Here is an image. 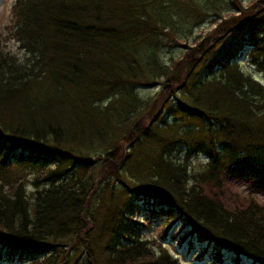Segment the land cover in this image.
<instances>
[{
    "label": "trees",
    "instance_id": "16d2710c",
    "mask_svg": "<svg viewBox=\"0 0 264 264\" xmlns=\"http://www.w3.org/2000/svg\"><path fill=\"white\" fill-rule=\"evenodd\" d=\"M189 1H14L7 30L23 57L0 45L1 262L179 264L144 239L153 226L138 215L142 203L146 218L180 222L214 259L225 248L264 264V207L227 187H264V86L238 63L248 48L264 75V0L248 11ZM228 2L239 12L230 19ZM207 16L219 35L189 45L185 21ZM165 47L190 61L164 59ZM157 80L183 95L170 89L168 107L144 126L154 99L137 88ZM177 114L214 129L195 178L172 158L175 139L191 141L167 121ZM96 150L115 151L114 176L102 179ZM124 169L136 183H115Z\"/></svg>",
    "mask_w": 264,
    "mask_h": 264
},
{
    "label": "rangeland",
    "instance_id": "374dc122",
    "mask_svg": "<svg viewBox=\"0 0 264 264\" xmlns=\"http://www.w3.org/2000/svg\"><path fill=\"white\" fill-rule=\"evenodd\" d=\"M14 1L15 0H0V45L2 44L6 48V50H9L16 57L18 56L23 57L22 52H20V50L17 47V44L13 42L11 39V36H9V34H11V31L9 33V30H7V28L10 25H12L11 10H12ZM198 1L200 0H192V2L196 3V5L198 4ZM189 2L190 1L188 0V3ZM262 2L263 1L261 0H235L237 7H240L243 11L244 10L248 11L251 8L252 3L257 4V7H261L263 5ZM228 3H229V8H231V10L227 8V9H224L222 12V15H224L223 17H226V19H230L232 14L237 15L239 13L238 10H235L233 8L230 2ZM259 14L260 15L258 17L262 18L264 16V11L260 12ZM213 19L214 17L208 18L207 16L205 20H203L202 22H198V23H196V19H193V18H191V20L187 19L185 21L186 26H184V29H186L189 32L187 35L189 38L187 43L191 45V44H194V42L198 43L200 40L206 37L213 38L217 34L219 35L218 23H213ZM230 28L227 31V33L230 32V35H233V37L235 36V38L242 37L241 32L240 33L237 32L238 30L237 28H236L237 30L236 29L233 30ZM175 47L172 50H168V48L165 47L163 49L165 51L162 52L163 58L168 60L171 56H174L175 59L177 57H180L178 60H180L182 63L184 60L186 62L189 57H182L184 55L182 54L181 49H176ZM248 52L249 50L247 48V51L245 50L243 51V53H241V56L238 57L239 59L238 63L243 69L250 71L252 73L251 74L252 77L255 80L259 81L264 86V75L259 73L257 69L251 65V59L250 57L249 58L247 57ZM189 61L190 60H188L187 62ZM183 65L185 64L183 63ZM160 82L161 80H157L155 84L153 85H148V84L144 86L140 85L137 88V91H138L137 94L143 97V99H146L147 97H152L154 99L153 105L150 108L148 107V110L146 111L144 115L145 117H143L142 119V123H144V126L149 125L150 122L152 123V121H154L155 119L154 116L159 115L161 113L162 108L168 107L169 100L166 99V101L164 102L163 99H164V96H168L170 89H174L175 93L178 94L179 97L183 95L182 91L180 90V85L172 84V85H169L168 87H164L162 86V84H160ZM161 95L162 96L164 95V96L161 98ZM108 102L104 101L105 104H107ZM164 111L168 112L167 109H164ZM166 112L164 113V115L166 114ZM158 118L160 117L158 116ZM172 118L169 117L167 121H169L170 124L174 125V128L177 130L179 134L182 132H187L188 137L191 140L190 143L185 144L182 142L183 143L182 144L181 140L175 139L174 146H173L174 147L173 154H172L173 161H179L180 163H186L189 174L191 175L192 178H195L198 175L197 173H199L200 171H205L208 168V165L210 163L209 162L210 159L207 158V156L204 154V151L208 148V144H209L208 139H210V136H211V135H207V133L212 134L214 129L208 128V124H204L199 119L190 117L188 115L186 116L182 114H177L175 115L174 119ZM155 123L156 122H154V124ZM138 127H139L138 123H135L133 127H131L132 133H134V128H136L137 130ZM94 144L96 145V147L100 145L97 142H95ZM116 146L118 147L116 148V151L121 152L122 150H124V143L118 142ZM137 150H145V148L134 149V152H136ZM97 151L98 150H96V152ZM187 152L190 153L188 158H186ZM137 155H140V154H137ZM115 158H117V154H115V151L109 154L103 153V151L102 152L98 151L94 157H91V159L94 160V162H96L95 159H97L98 169L100 168V166L102 167V172L100 176H103L102 178L103 180L106 179L110 175L111 176L115 175L114 174L115 164L119 162V160H115ZM126 172H127L126 169H124L123 172H119V179L117 180L115 178L116 184H119L121 186L123 184V183H120L121 181H123L124 183L126 182V184L128 185H132L130 183L131 181L136 183L131 173L129 172L128 174V172L127 173ZM142 176L143 175H140V177ZM135 178L137 181L140 182L141 178L139 179L137 176H135ZM113 180L114 179L111 178V181ZM231 183H232L231 185H229L228 183L227 187L230 189H233L234 193H236L239 197L243 198L244 204H246L245 201L249 202L251 200L255 203L257 202V205L260 204V205H263L264 207V187L262 185L258 183L254 184L247 180L232 181ZM224 200H227L225 196H224ZM138 206H139L138 215H141V219L144 220L146 223L150 221L149 223L153 225V228L145 232L146 237H144V239L146 238V240H149V241H154V240L162 241V242L164 241L168 251L172 253L173 255H175L176 257L181 259V264H213L212 254H210L211 255V257L209 258L210 261L208 260L207 261L205 260L204 262L202 261L205 258V256L203 255L208 256L209 252L206 253L204 251V247H202L201 245L200 246L196 245L197 250L195 251V253H191L192 255L190 254L186 245H184L183 249L180 248V246L182 245H178V244H180L181 240L184 237L183 233L179 232L182 226L175 225L172 228L174 231H172L170 235H166L163 239L162 234H161L162 233L161 227L167 226V224H169L170 222H168L167 220H157V221L152 222L150 217L147 216L146 218L144 215V204L141 203ZM135 213H137V211ZM185 231L187 232L186 229ZM152 244L155 247V249L160 250L159 247L155 245V243H152ZM225 258L226 260L224 264H235L234 261L232 260L233 259L232 257L226 256Z\"/></svg>",
    "mask_w": 264,
    "mask_h": 264
},
{
    "label": "bare ground",
    "instance_id": "6f19581e",
    "mask_svg": "<svg viewBox=\"0 0 264 264\" xmlns=\"http://www.w3.org/2000/svg\"><path fill=\"white\" fill-rule=\"evenodd\" d=\"M183 240H184V237H183V239L181 240V242H182ZM181 242H180V243H181ZM161 250H165L166 253H167L169 256H171L173 259H177L178 262H179V264H181V262H180V258H178V257H176L175 255H173L172 253H170V252L168 251V249H167L166 246L162 247ZM202 261L204 262L205 260H202Z\"/></svg>",
    "mask_w": 264,
    "mask_h": 264
}]
</instances>
